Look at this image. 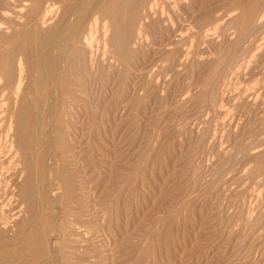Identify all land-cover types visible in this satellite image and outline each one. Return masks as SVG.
<instances>
[{"label":"rangeland","instance_id":"1","mask_svg":"<svg viewBox=\"0 0 264 264\" xmlns=\"http://www.w3.org/2000/svg\"><path fill=\"white\" fill-rule=\"evenodd\" d=\"M43 1L19 0V5L27 11V22L15 20L20 21L17 34L5 30L6 25L1 26L0 43L4 49L0 51V73L4 72V76L0 86L7 88L6 93L13 87V63L17 56L25 54L29 64L42 58L35 53L31 32ZM140 1L125 0L122 5L120 0H112L99 14L110 18L116 4L122 6L113 18L120 29L117 28L118 42L115 40L113 44L114 58L103 55L100 45L98 50L93 48L94 55L91 53L95 61L101 60L106 65L111 62L120 70L117 76L115 72L119 71L113 68L112 80L106 76L111 80L109 84L103 70L96 78L90 76L89 82V76L83 73L82 51L68 52L67 71L83 76L91 96L86 112L83 111L76 125L82 142L78 158L83 153L85 174L94 177V203L103 222L99 224L103 230L99 248L84 245L83 251L89 248L91 255L86 251L87 254L81 253L75 256L77 260L71 261L77 264H264V0H171L177 8L170 1L159 0L158 9L153 10L149 20H140L143 6H139L144 3L150 6V0ZM70 3L74 7L82 5L81 0ZM178 3L182 4L181 10ZM123 9L130 13L128 17L133 13L130 20L127 15L123 17ZM156 10L164 14L157 15ZM259 11L261 17L254 22L260 16ZM94 13L89 7L76 21L70 38L90 27L98 17ZM235 14L240 16L239 20L228 27ZM53 19L56 22L57 16ZM143 21L144 34L138 36L136 32ZM129 37L134 39L129 41ZM132 45L134 49L140 46L138 54L133 49L135 57ZM118 51L120 59L115 57ZM136 88L137 92L140 90L139 98ZM124 97L125 100L128 97V102ZM134 97L139 100L135 101ZM3 101H0V141L12 109L19 107L13 101ZM122 102L124 106L127 104L125 109ZM3 103H7L6 108ZM61 118V126L70 120ZM90 119H94L92 124ZM63 131H59L54 144H59ZM19 170L4 175V180H10L6 184L11 192L20 190L26 180V172L23 177ZM71 179L76 180L74 185L78 184L77 179ZM15 180L21 181L20 186ZM14 199L10 198L13 208L8 210L7 206V212L22 200L21 196ZM56 208L63 211L62 205ZM15 211L18 210L10 214ZM28 219L23 213L19 220H13L28 232L33 229ZM13 229L8 232L14 234L7 232L10 238L18 234L17 228ZM5 247L1 244L0 251ZM59 262L55 260L53 264H62Z\"/></svg>","mask_w":264,"mask_h":264},{"label":"bare ground","instance_id":"2","mask_svg":"<svg viewBox=\"0 0 264 264\" xmlns=\"http://www.w3.org/2000/svg\"><path fill=\"white\" fill-rule=\"evenodd\" d=\"M48 1L49 0L46 1L44 0L43 3L41 4V7L39 6L40 10H37L38 13L36 18L37 21L34 24H32L33 30L31 32V34L33 33L32 41L35 45V49H34L35 53L36 55L38 53V56L41 55L42 58L39 57L38 60L31 61L29 64L27 61L28 57L26 58L25 54L17 56L13 63L15 79L12 90L10 91V93H6L7 88L5 89L3 86H0V101L3 100L13 101V103L16 106L19 105L18 108L15 107L17 108L16 110L12 109V112L10 113L9 116V121L7 123L6 132L3 135L2 140L0 141V194L2 195V197L0 195V198L2 199L0 201L1 203L0 204V242H1L0 247L1 244L2 246H6L4 248L5 251L4 250L0 251V264H53L55 260H57L58 262L59 261L62 262V264H77L72 262L71 260L74 259L77 260L76 258L78 257L75 258V256H78L81 253L87 254L88 252L87 250L89 248L84 249L87 251L84 252L83 251L84 245H86V247L89 245L90 247L97 246L98 249L100 246L99 244L102 243L100 237L102 235L101 232H103V230L101 229V226L99 224L103 222L99 216V210L94 203V193L96 190L94 189L96 186L95 187L92 186L94 177H92L91 174L90 176H87L85 174V166L83 165L82 162L83 153L80 159L78 158L80 154V150L78 149L79 146L82 147V142L79 140L77 136L80 133V131L78 130V127L76 125L79 123L78 121L79 118L81 120V116L83 115L82 113L83 111H85V108H87L86 105L88 103V100H90L91 96H89V89L87 88L85 83H83L84 80L83 76L82 75L74 76L71 73L69 74V71H67L66 69L67 68L66 65L68 64V62H70L68 61L70 55V53L68 52L70 51L72 54V50L74 51L75 49H80L82 51V55H83L82 57L84 58L83 64L85 63L86 65V66L84 65L85 71H83V73L85 72V76H89L88 81L90 82V76H94L96 78L97 74H99V71L103 70L104 73L106 72L104 74L105 81H107L106 83L109 84V81L112 80L110 76L114 75L113 68L117 69L118 67L117 68L113 67L111 62L108 63V65H106L105 63H101L103 62L101 60L100 63L95 61L94 58L91 56L92 55L91 53H93L94 55L95 52H92L93 48L95 50V47H97L98 50V46L100 45L102 48L101 52H103L102 53L103 55H108V56L110 55L109 57L110 59L114 58V50L116 49V47L113 44L115 43L116 40V35L118 33L117 28L119 27V23L118 21L114 22L113 18L116 17V12L121 4L119 6L118 4H116L110 18L109 17L103 18L102 16L100 17L99 14L101 11H103V8L106 7V5L110 4L112 0H81L82 5L80 7L77 6L74 7V5L70 3V0H51V3L49 2L50 4L46 5ZM166 1L171 2V0H166ZM176 1L178 0H175V2ZM120 2L123 5L125 0H120ZM141 2H143V0H141L140 3ZM149 2H150V6L148 4L144 5L145 4L144 2H143L144 4L139 6V7L143 6L142 7L143 14L140 20H149L150 14L153 13L152 15H154L153 10H155V8L157 7L159 0H150ZM190 2L187 1V3ZM179 4L180 3H178V6ZM130 5L129 7H127L128 10H130L129 9ZM171 5L173 6V3ZM25 6L27 5L25 4ZM176 6L174 4L173 7ZM181 6L182 4H180L179 8ZM89 7L96 12L94 14H98V17H95L93 19L95 21L90 25L88 29L84 28L85 32L82 33L79 32L80 35L70 38L71 34L72 36L74 35V33L72 32L75 27L76 21L79 20L80 17L86 13ZM169 7H171L170 4ZM120 8H122V6H120ZM179 8L178 10H181V8L180 9ZM185 8L187 7L185 6ZM135 9L138 11V6ZM163 9L166 10L164 7ZM132 10L133 8L129 12H132ZM124 11L125 12L123 13L124 14L123 17H126V15L128 17L130 13L126 11V9ZM172 11L175 10L173 9ZM162 13L163 12H159V13L157 12L156 14L157 15L160 14L161 16ZM90 14L91 13H89L88 15L89 17ZM131 14L133 15V13ZM55 15L57 16L56 22L53 19L54 17L56 18ZM263 15L264 14H262V16ZM131 16H129L130 18L128 17L129 20L132 18ZM26 17H27V11L24 9V7H21V5H19V0H0V31H2L1 29L3 28V27L1 28V26L4 25L5 28L6 25L7 28H5V30L8 31L10 30L11 33L17 34V29L18 26L20 25L19 24L20 21L16 22L15 20H26L27 22ZM152 17L154 18V16ZM239 17L240 16H236V14L233 15L231 17L232 21L229 22L228 20L229 22L228 27L229 26L232 27L234 21L239 20L238 19ZM260 17H261V13L260 16L258 15V18L257 17L254 18L255 19L254 22L260 19ZM33 18L32 20H34ZM50 20H52L51 23H49ZM143 23L144 21L142 22V24L139 23L141 24V27ZM139 24L138 26H140ZM129 25H130V21H129ZM235 25H237V23ZM253 25L256 24L254 23ZM123 27L124 25L121 27L122 31H123ZM141 27L136 32L138 33V36L140 34L142 35L144 34L143 33L144 31L142 32L143 27L142 28ZM254 27L255 26H252L253 30L255 29ZM126 28L128 32L129 28L128 27ZM84 29L81 28V30ZM127 32L125 33V35L127 34ZM132 37L133 35H131V38ZM125 38L127 39L126 36ZM133 39L130 40L129 37V41H132ZM117 40L116 42H118ZM7 44L10 45V43ZM3 45L4 44L0 43V51L1 49L2 50L4 49ZM137 48H140V46L135 47V49L133 48V45L131 47V49L136 50L138 54L139 52ZM119 52L120 51L115 53L116 59H120L119 57L120 55L117 57V54ZM134 53L136 52L135 51L133 52V57H135ZM138 56L140 57V55ZM96 58L97 57H95V59ZM122 61H119V63L120 62L122 63ZM236 61L238 60L236 59ZM127 68L128 66L126 67V69ZM78 70H74V72L75 71L81 72ZM128 70L131 69L128 68ZM118 71L119 72H115L117 73L115 74L117 76L120 73V70ZM3 73L4 72L0 73V81L1 79H3L4 76ZM10 74L11 72H7V75ZM126 75L128 76V78L130 77L128 74ZM106 76L111 80L110 79L107 80ZM91 78L92 80H94L93 77ZM129 81L132 84L131 82L132 80ZM1 82H3V80ZM93 83L95 86L96 84L95 81ZM101 83H104V81ZM130 83H127L128 84L127 86H129ZM108 84L106 87H108ZM102 87L104 90L105 86L102 85ZM96 89L97 87L95 88V91ZM133 90L134 89H132V91ZM105 91L107 92V90ZM122 92L123 94L125 93L124 90ZM129 92L131 93V90ZM138 92L136 88V96L138 95ZM91 93L92 90L90 92V95ZM132 96H135V94L133 95V92H132ZM93 97L94 96H92L91 101L93 100ZM128 97L126 98L128 99ZM130 98H129L130 101H132L133 98L132 97ZM138 98L137 101L139 100ZM94 100L96 101L95 98ZM91 103L89 105L90 108H91ZM123 103L124 102H122L121 107L124 106ZM126 105L124 106V109ZM1 106L2 104L0 105V108ZM6 106L7 103L5 105V108ZM92 106L94 107V104ZM2 109L4 110V108ZM116 109L119 110V108ZM95 110L96 112L98 111L97 109ZM113 112L115 113V111ZM121 114L123 116V113ZM63 116L65 118L70 119L66 122L65 126H61V119H62L61 117ZM3 117L5 118V115H3ZM83 117H85V115ZM87 117L88 116H86V118ZM0 119L2 120V117ZM92 120L94 119H90V123ZM85 122L86 120L84 121V123ZM2 123H4V121ZM2 126L3 125H1V127ZM88 126L89 124L87 125V127ZM60 130L61 131L64 130L63 136L61 137L59 144L56 145L54 144V140H56V136L58 135ZM89 131L90 130H88V132ZM5 156L8 157L7 161H4ZM69 166L72 167L70 170H69ZM13 170L14 172L15 170L16 172H18L19 170L20 173H22L21 175L23 177H25L24 174L26 172V180L23 184V187H21L20 190L15 189L21 195L16 194L17 192L15 193V191L11 192L13 190L9 188V185L6 184V182L7 181L9 182L10 180L5 179L6 180L5 181L3 179L5 173L7 174V172ZM72 170H73V175L71 177L70 172ZM52 174L54 175L53 178H52ZM64 174H66V176H64ZM22 176H20V179L22 178ZM10 178L12 181L11 176ZM17 178L19 179V175ZM71 178L77 179L78 184L74 185L73 183L74 179L72 180ZM16 181L17 180H15L14 182L16 183ZM19 182L17 185H19ZM16 187L17 186H15V188ZM93 189L94 192H92ZM16 196H18L19 198L21 196L22 200L21 202H19V204L16 201V204L18 205L14 209H12L13 211L14 210H18V211H15L13 214H10L12 210L10 212H7L5 208H7L8 206V210H9L11 203L10 198L17 199L18 197ZM14 200H12V204L14 203ZM58 205H62L63 207L62 212L57 211L56 207ZM12 206L10 208H13ZM23 213H26L28 215L29 217L28 222L33 228L28 232H25L26 230L23 229L24 226L21 225L22 223L20 224L21 226H17L18 223L16 224V222L13 220L14 218L15 220L17 219L19 220L20 216ZM24 218H22L21 221L24 220ZM14 222L17 227L14 226ZM13 228H17L16 230L18 234L14 238H10L8 236L12 233L14 234V232L12 231V233L10 232L9 234L8 231L14 230ZM7 232L9 235H7ZM53 251H55L54 254L55 257L53 256Z\"/></svg>","mask_w":264,"mask_h":264}]
</instances>
